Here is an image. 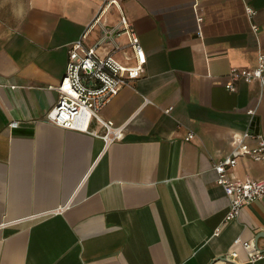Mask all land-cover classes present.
Segmentation results:
<instances>
[{"label": "crops", "instance_id": "0c3cea01", "mask_svg": "<svg viewBox=\"0 0 264 264\" xmlns=\"http://www.w3.org/2000/svg\"><path fill=\"white\" fill-rule=\"evenodd\" d=\"M104 2L0 0V264H246L232 242L264 253V196L224 223L229 200L213 165L230 156L233 133L264 138L259 83L225 89L231 68H253L264 54V0ZM120 11L146 63L102 108L124 126L104 146L45 115L71 44L94 46L119 27ZM231 171L264 179L245 157Z\"/></svg>", "mask_w": 264, "mask_h": 264}, {"label": "built area", "instance_id": "2783aa9c", "mask_svg": "<svg viewBox=\"0 0 264 264\" xmlns=\"http://www.w3.org/2000/svg\"><path fill=\"white\" fill-rule=\"evenodd\" d=\"M121 1L123 0H105L102 10L110 5L119 6ZM245 11L248 18L255 14L248 7ZM201 20V17L197 18L198 22ZM251 28L257 32L255 25ZM119 36L125 37L124 44L115 41ZM102 45H107L108 51L104 56H99L96 50ZM145 63L146 57L139 38L123 11H120L119 27L112 31L104 30L94 46H84L82 38L71 44L67 51L65 72L59 84L49 88L57 93L58 99L55 106L46 113L45 121L65 130L98 138L104 146L121 141L124 126H116L112 121L104 120L100 112L121 89L131 86L142 76ZM227 77L225 89L228 91L235 90V81L245 80L247 83L257 81L264 94V54L258 55L253 68H231ZM170 110L168 108L165 113ZM93 123L100 127L101 132L92 127ZM18 125V121H11L8 127L12 129ZM193 138L194 134L188 132L184 141ZM249 139L254 140L253 145L249 144ZM231 148L230 156L213 165L215 183L229 200L224 223L236 219L244 206L264 196V179L240 180L231 173L240 157L251 159L264 167V138L252 136L248 132L233 133ZM217 233L218 230L215 235ZM232 246L244 251L246 264L264 260V253L240 238L233 240Z\"/></svg>", "mask_w": 264, "mask_h": 264}, {"label": "water", "instance_id": "95a60500", "mask_svg": "<svg viewBox=\"0 0 264 264\" xmlns=\"http://www.w3.org/2000/svg\"><path fill=\"white\" fill-rule=\"evenodd\" d=\"M255 121H256V120L254 119V120L252 121L251 125H253V124L255 123ZM222 259H223V258H222ZM224 259H225V258H224Z\"/></svg>", "mask_w": 264, "mask_h": 264}]
</instances>
